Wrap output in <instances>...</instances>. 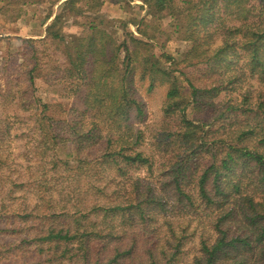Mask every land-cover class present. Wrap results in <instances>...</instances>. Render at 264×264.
<instances>
[{"label":"trees","instance_id":"obj_1","mask_svg":"<svg viewBox=\"0 0 264 264\" xmlns=\"http://www.w3.org/2000/svg\"><path fill=\"white\" fill-rule=\"evenodd\" d=\"M56 1L63 2L60 11L45 27L44 38L62 50L65 61L62 72H65L69 92L77 96L81 107H71L70 111L82 117L78 122L70 120L69 139H66H71L75 150L83 143L98 145L99 164L113 168L118 177H126L135 192L130 197L123 193L110 199L113 194L100 189L99 193L109 200L94 202L89 208L78 203L79 217L73 219L76 227H49L38 238L39 243L63 246L67 251L61 256L69 251V245L75 243L76 256L82 264H120V261L132 258V264H143L139 256H133L136 248L133 239L122 246L115 243L105 259L96 255L93 261L88 260L93 252L91 240L106 244L124 233L116 229V222L130 224L137 217L147 228L152 209L164 208L160 197L150 190L138 192V180L127 177L131 171L141 168L153 173L155 156L141 149L143 132L134 129L131 123L142 122L145 118L135 85L146 82V93L155 88L165 90L162 126L153 137L157 153L168 161L165 172L168 181L161 188L170 186L174 201L185 208L193 210L197 201L213 215L211 225L215 238L212 242L199 241L200 255L193 264H264V91L257 93L255 98L241 95L238 104L206 100L205 95L214 98L220 91L235 90L244 75L240 73V77L234 74L204 88L185 79L189 95L186 97L177 77H173V71L163 68L160 63V60L167 63L173 60L164 53H154L151 43L154 37L138 29V24H134L138 26L136 33L142 38L135 37L127 31V25L122 24L124 38L117 41L105 30L88 23L86 36L66 39L62 35L61 21L67 12L82 13L75 9L81 0ZM139 1L158 19L164 14L173 18L178 11L175 9L176 0ZM102 2L87 0L85 8L89 12H98ZM181 2L183 10L178 15L188 20L183 29V40L191 43L186 57H192L184 60L187 67L203 65L206 74L219 69L230 72L234 62L240 60L250 76H257L261 83L264 82V0ZM50 18L48 15L46 20ZM217 37L218 44L212 46ZM34 104V110L40 112V116L33 120L38 136L35 149L41 152L40 161L58 142L67 140L54 132V120L47 115L51 105L40 100ZM189 107L204 112L203 118L206 119H187ZM86 118L89 119L84 121ZM213 125H217L214 131ZM78 160L81 163L82 160ZM50 165L52 169L57 168L54 157ZM29 174L31 176L26 180L32 178L33 173ZM38 175L32 181H37L36 184L44 189L47 187L46 173L43 170ZM10 186L15 187L17 183L11 181ZM18 186L22 187V184ZM91 215L98 217L99 222L91 223L88 230L87 225L80 223L89 220ZM236 215L243 225L230 231L225 225ZM30 216L26 213L21 216V221ZM171 235L174 243L167 241L168 249L161 247L156 256L148 250L145 264L173 263L181 253L185 237L183 231L179 236Z\"/></svg>","mask_w":264,"mask_h":264},{"label":"rangeland","instance_id":"obj_2","mask_svg":"<svg viewBox=\"0 0 264 264\" xmlns=\"http://www.w3.org/2000/svg\"><path fill=\"white\" fill-rule=\"evenodd\" d=\"M181 1L187 0L175 1V9L178 11L173 18L164 14L158 19V16H154L139 0H103L98 12L87 11V0H81L75 5V9L82 11L80 15L72 11L63 16L62 35L70 40L84 37L88 33V23H92L111 34L117 41H121L124 38L122 24H126L127 31L135 37L142 38L136 33L139 26L138 29L146 35L154 37L151 41L154 53H164L173 60L172 63L160 60V63L163 68L173 71V77H177L184 96H189L185 79L191 80L196 87L204 88L224 81L234 74L240 77V73L244 75L235 85V90L220 91L214 98L205 95L206 100L212 103L228 101L238 104L243 95L248 94L255 98L257 93L263 92L264 82L261 83L257 76H250L240 60L234 62L230 72L219 69L215 73L206 74L207 69L203 65L187 67L184 60L192 57H186L191 43L183 40V29L188 20L178 15L183 10ZM62 2L0 0V264H82L79 256H76L75 243L69 245V251L61 256L62 252L67 251L63 250V246L42 244L38 238L44 235L49 227H76L73 219L79 217L78 203L89 208L94 202L109 200L99 193L100 189L107 194H113L110 199L123 193L130 197L135 192V189H132L134 186L131 187L126 177H118L113 168L99 164L98 145L83 143L75 150L71 139H66H69L70 120L78 122L82 118L81 115L70 111L71 107L81 108L80 101L76 95L69 92L65 72H62L65 66L62 50L44 38L45 27L60 11ZM48 15H51V18L47 21ZM30 40L33 41L32 44L28 43ZM218 42L217 37L212 46H216ZM32 69L34 70L31 71ZM145 88L146 82L135 85L136 96L143 104L145 118L142 122L131 123L134 129L143 132L141 149L155 156L153 173H147L141 168L131 171L127 177L138 180V192L150 190V193L160 197L164 208L152 209L149 215L151 220L147 219L146 222L147 228L143 227L137 217H134L130 224L121 225L116 222V229L124 233L118 234L119 238H114L115 240L106 244L91 240L93 252L88 261H93L96 255L105 259L115 243L119 242L122 246L133 239L136 241L133 256H139L145 264L148 260V250H152L154 256L158 255L161 247L168 249L167 241L174 243V236L171 234L179 236L183 231L184 244L172 264H193L195 258L200 255L199 241L204 239L212 242L215 238L211 225L213 215L211 210L199 205L197 201L193 210L185 208L174 201L170 186L161 188V185L168 181V175L165 174L168 161L163 160L162 155L157 153L153 137L162 126L165 90L155 88L146 93ZM37 100L51 105L47 115L54 120V132L59 134V137L63 135L67 140L58 142L46 154L48 157L43 155L40 161L38 157L41 152L35 149L37 129L33 123L35 117L40 116L39 110H34ZM203 114L201 110L192 107L186 111L187 119L193 121L206 119ZM210 124L212 125V121ZM213 126L214 131L217 125ZM50 156L58 162L55 169L51 168ZM78 159L82 160L81 163ZM78 167L80 170H77ZM43 170L46 173L45 190L36 184L37 181H32ZM29 172L33 173V176L26 180L27 176H31ZM11 181L16 182L17 186H10ZM20 183L22 187L18 186ZM26 213L31 216L21 221V216ZM98 222L99 218L92 216L89 220H82L80 225H87L90 230L91 223ZM240 225L243 223L236 215L225 227L234 231L233 229H239ZM260 248L255 250V253H258ZM132 262L133 258L120 261V264Z\"/></svg>","mask_w":264,"mask_h":264}]
</instances>
